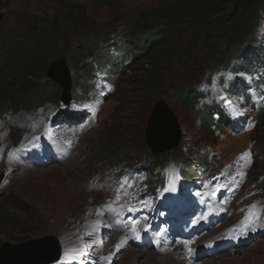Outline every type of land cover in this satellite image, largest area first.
Masks as SVG:
<instances>
[{"label":"rangeland","instance_id":"1","mask_svg":"<svg viewBox=\"0 0 264 264\" xmlns=\"http://www.w3.org/2000/svg\"><path fill=\"white\" fill-rule=\"evenodd\" d=\"M67 3L83 6L86 9L88 21L85 22V26L80 30L64 32L60 38L57 37L59 34L54 35L49 42L53 44V49L49 59L47 58L48 68L54 72L55 76L61 78L65 71L61 57L67 56V67L71 70L74 80L75 99L79 105H82L87 100L88 93L85 91L83 81H81V75L84 70L83 61L87 60L89 56V52L83 48V43L85 41L90 42L91 38L88 35L91 32L101 34L111 27L113 20L117 17H123V11L125 10L112 14L108 8L97 0L96 2L92 0H0V9L4 8L6 10L5 17L1 21L2 24L0 23V110L13 109L17 111L0 115V173L2 172L1 170L7 171L5 172L4 181L0 184V248L4 244L17 246L51 236L58 241V247L63 257H81L85 262L124 264L128 260L125 252L130 251L136 253L135 260L138 264L145 263L147 261L146 255L148 254L152 257L151 264H161V262L163 264V262L168 260L177 261L174 264H186V256L189 251H201L204 243L209 240L208 238H203L198 243L186 245L182 251L177 246H172L168 259L161 258L152 243L154 237L147 230L146 225L136 222L124 223V221L120 220V217H117L113 223L114 225L111 223L113 229L110 234L107 232V238L104 231L107 230V227L104 225L101 215L97 214L98 205L106 201L112 191L117 188L114 185V181L117 179L101 180V178L92 177L93 169L101 171V166H99L101 158H112L114 156L116 158L115 164H122L121 162H127L125 158L129 156L135 158L133 153L142 156L147 151L144 137L148 128V120L151 117L150 115H152L151 108L153 103L142 105V107L136 106L137 103H140V99L135 94L137 91L133 89L134 82L130 80L133 74L130 70L125 74L123 81L121 80L118 83L116 97H123L121 94H126L130 88L133 91L131 96L138 97L134 100L133 109L135 112H132L128 123L118 120L119 117L115 111L118 104L115 102L114 99L116 98L114 97L113 101L104 103L100 108L102 127L82 138L75 154L76 156H73L71 162L65 168L52 166L42 170H29L24 169L17 161L13 160L11 149L27 140L25 139L28 134L26 126H32L36 122L35 114L27 112L24 108L35 107L36 100L40 103L46 101L58 102L62 91L49 78L42 81L39 87L35 86L34 88L32 86L25 87L22 83L18 85L19 79L13 78L15 70H21V63L27 59L23 58L28 50L25 45L32 44L35 40L28 35L29 29L32 33L36 30V28L30 26V23L46 20L43 23L45 28L41 30V33L43 32L45 35L48 32L45 30L51 29L50 25L53 24L48 22L57 14V10H60ZM161 4H163L161 0H123L116 5L119 7L126 5L129 13L134 6L140 5L160 9ZM35 26L38 27V25ZM57 30L60 29L57 27ZM131 38L133 37L128 40L130 43L133 42ZM257 39L260 40L261 37L258 36ZM180 40L181 38L167 39L164 40L161 47L152 46L151 50L141 60V63L135 64V67L141 68L143 65L149 64V58L158 49L163 52L168 49V52L157 60V66H165L167 62L172 60L174 49L178 47ZM262 53L264 54V49L259 48V54ZM205 54L212 57L209 51H205ZM21 58H23L22 61ZM209 63L205 62L201 69H206ZM190 73L193 80L201 75L200 71L195 70ZM202 76L194 83H197ZM167 81L172 82L174 79L169 77ZM7 86L15 89L9 93L5 89ZM20 87L22 91L27 89L25 94L18 93L20 92L18 91ZM248 91H251V88L245 87L242 94ZM191 94L192 89L186 86L177 87L172 91L175 103L180 109L191 104ZM21 102H26L28 105L24 106L20 104ZM55 110V108L50 106L51 114ZM172 110L174 120L177 122L178 119L180 125L181 138L178 146L174 149L175 151L168 158H180L186 172L190 170L195 175L199 174V168H195V166L199 162V154L203 152H206L208 160H211V155L215 152L226 154L231 151L228 145H224L216 139L214 132L211 136L204 131H196L187 117L176 109L172 108ZM204 110L202 107V110L198 111V115L203 120L206 116ZM160 112L159 110L156 113ZM254 137L258 142L253 149L257 150L261 144L259 141L264 139V125ZM123 144H125V148L122 147ZM261 162L255 164L251 170L253 179L256 178L258 170L264 171V159ZM204 175L210 176V173H204ZM252 186L253 184L250 187ZM259 188L264 190V182L259 185ZM59 189L79 196L81 208L84 211H90L94 216L91 218L87 217L83 223L81 221L76 231L72 232L70 225L61 217H55L53 220L49 219L51 216H48V210L55 209L60 204L57 200ZM258 196L259 194L257 193L253 196V199L258 200ZM145 206H140L139 204L132 206L135 218L138 217L139 211L144 212V208H141ZM53 213L56 214L55 212ZM46 217H48V220ZM90 219L102 222V227L92 236L88 235V233L94 231L91 226L93 223H89ZM99 235H103L104 241L102 243ZM140 236L148 237L151 246H138L137 242ZM131 240L134 245H130ZM47 241L49 246L53 245L51 240L48 239ZM117 246H119V251H117ZM73 250H79L83 255H79L78 252ZM260 254H264V249L260 251ZM259 255H251L246 251L237 256H222L223 261H217L216 258L205 263L206 260H203L202 264H219L220 262L222 264H264V257Z\"/></svg>","mask_w":264,"mask_h":264},{"label":"trees","instance_id":"2","mask_svg":"<svg viewBox=\"0 0 264 264\" xmlns=\"http://www.w3.org/2000/svg\"><path fill=\"white\" fill-rule=\"evenodd\" d=\"M92 1L96 2V0ZM97 1L101 2L106 8H108L112 14L125 10L123 11V17H117L113 20V23L115 24H123L126 22L135 28H144L147 25L150 26L153 24L156 27V31L164 32L165 34L171 33L172 28L170 29V27L176 22L185 20L196 21L197 25L205 28L207 22L209 21L214 27V34L217 36L218 40L221 41L220 39H222L223 41L222 45H224V47L221 50L225 51V45L227 42L226 40L229 37V33H232L231 26H235L236 30H239V28H245L244 25L248 24L251 20L249 7H251L252 4H255L253 2L256 0H161L163 4H161L160 9L154 7L144 9L142 6L138 5L134 6V8L129 11V13L127 12L126 5H122L121 7L116 5L120 4V2L123 0ZM113 2L119 3L115 4ZM87 21L88 18L86 17V9L83 6L67 3L60 10H57V14H55L48 22H52L53 24L50 25L51 29L45 30L48 31L45 33V35L43 32L41 33V30L45 28L43 27V23H45L46 20H40L37 23H30V26L32 28H36V30L34 33H32V31L29 29L28 35L32 36L35 39L34 42H36L25 45L28 50L27 54H24L23 58L27 59L21 63V70H15L13 77L19 79L18 85L22 83L25 87H39L40 83L46 78L49 64L48 59L49 56H51V50L53 49V44L49 43L51 39L56 34H59L57 37L60 38L61 34L64 32L80 30L85 26V22ZM163 23L168 24L163 26ZM35 25H38V27ZM57 27L60 30H57ZM223 34L224 38H220L221 36L223 37ZM131 39H133L132 43H134L135 38ZM242 40L243 38L241 37L240 42H242V44L246 43L244 40ZM89 43V41L85 43L86 49L89 48ZM93 46L94 44L92 43L91 47ZM235 51L241 52V46L238 45L235 48ZM167 52L168 49L166 52L158 49L155 54L149 58V64L145 66L143 65L141 68H137L135 66H131L129 68L133 74L130 79L131 82H134L133 89L137 91L135 94L138 95L140 99V103L136 104L137 107H142V105L151 103L152 99L156 96V90L159 83L158 76L163 70L160 66H157V60ZM23 58H21V61ZM5 89H7V92L10 93L15 88H9V86H7ZM26 90L27 89L22 91L20 87L18 89L20 92L18 93L25 94ZM131 94H133V91L130 88L126 94H121L123 97L116 98L118 99L116 100L118 106L115 111L118 114V120L120 122L128 123L130 121L129 119L131 118L132 112H135L133 109V103L138 97L131 96ZM36 102L37 104L39 103L37 100ZM20 104H23L24 106L28 105L26 102H21ZM125 114L127 115L126 117ZM122 147L125 148V144H123ZM206 156L207 155L205 153L200 156L198 160L200 165L206 163Z\"/></svg>","mask_w":264,"mask_h":264},{"label":"water","instance_id":"3","mask_svg":"<svg viewBox=\"0 0 264 264\" xmlns=\"http://www.w3.org/2000/svg\"><path fill=\"white\" fill-rule=\"evenodd\" d=\"M47 77L54 78V80L58 79L50 68L47 69ZM159 123H164V121L158 120L155 117L148 121L149 131H147L148 136L146 142L153 151L158 150V147L155 139L149 135V132H152ZM175 134L176 138H174L172 134L168 136L162 144V147L159 148L160 152L167 151L176 145L178 139L176 130ZM48 239L53 242V245L49 246ZM59 255L60 250L58 241H56L55 237L48 236L17 246L4 244L3 247L0 248V264H51L58 260Z\"/></svg>","mask_w":264,"mask_h":264},{"label":"bare ground","instance_id":"4","mask_svg":"<svg viewBox=\"0 0 264 264\" xmlns=\"http://www.w3.org/2000/svg\"><path fill=\"white\" fill-rule=\"evenodd\" d=\"M228 28V27H227ZM223 29V28H221ZM219 32V31H218ZM218 35V34H217ZM222 35V34H221ZM226 35V34H225ZM230 35V33H229ZM227 36V35H226ZM220 38H224V34H223V37L221 36ZM227 38V37H225ZM228 39V38H227ZM222 40V39H221ZM224 40V39H223ZM226 40V39H225ZM227 41V40H226ZM27 143V142H26ZM24 143V144H26ZM24 150V149H23ZM76 156V155H75ZM71 162V161H70ZM69 162V163H70ZM68 163V164H69ZM57 168V167H56ZM65 168V167H64ZM83 183V182H82ZM87 184V183H85ZM84 184V185H85ZM87 187V186H86ZM85 189V188H84ZM94 189V188H93ZM58 193V196H57V200L60 202V204L58 205L57 208L55 209H51V210H48V216H51V218H49L50 220H53L55 217H61L62 219L65 220V222H67L70 227H71V230L72 232L73 231H76L79 227V224L80 222L83 221L88 217V218H91V217H94L93 214H91L90 211H84L83 208H81V205L79 204L80 202V197L77 196L76 194H72L68 191H65L63 189H59V191L57 192ZM90 194V193H89ZM56 199V197H55ZM100 201V200H99ZM103 201V200H102ZM63 208V209H62ZM60 211V212H59ZM53 212H55L56 214H54ZM54 214V215H53ZM46 215V214H45ZM47 220H48V217H46ZM61 220V219H60ZM97 220L96 219H90L89 220V223H93V222H96ZM64 222V221H63ZM68 230V229H67ZM103 230V229H102ZM69 232V231H68ZM78 232V231H77ZM113 233V232H112ZM116 233V232H115ZM114 233V234H115ZM66 235V234H65ZM118 235V234H117ZM120 235V234H119ZM120 237V236H118ZM117 237V238H118ZM116 238V236H115ZM120 239V238H119ZM112 240V239H111ZM125 242V240H124ZM125 244V243H124ZM201 244V243H200ZM202 245V244H201ZM192 246V245H191ZM197 246V245H196ZM199 246V244H198ZM129 247V246H128ZM201 248V247H200ZM195 249V247H194ZM192 250V249H191ZM199 250V248H198ZM195 251V250H194ZM197 251V250H196ZM187 252V251H186ZM190 252V251H189ZM193 252V251H192ZM135 252H130V251H126L125 252V256L127 257V261L124 262V264H138L137 261L135 260L136 258V253L133 254ZM142 254V253H141ZM228 256V255H226ZM236 256V255H235ZM146 258H147V261L142 264H151L152 262V257L151 255H146ZM223 257H218L216 260L217 261H223L222 259ZM106 261V260H105ZM175 262V261H174ZM174 262L172 261H167V262H163V264H174ZM177 262V261H176ZM175 262V263H176ZM162 264V262H161ZM219 264H222V262H220Z\"/></svg>","mask_w":264,"mask_h":264},{"label":"snow or ice","instance_id":"5","mask_svg":"<svg viewBox=\"0 0 264 264\" xmlns=\"http://www.w3.org/2000/svg\"><path fill=\"white\" fill-rule=\"evenodd\" d=\"M246 79L248 80L249 83H251V81L253 80V77L248 76V77H246ZM219 99L225 101L226 107H228L229 111L233 115H242L243 114V111L240 108V104L243 103V99L242 98L236 104H233L230 100H225V97L223 95H221L219 97ZM250 155H251V153H248V156L249 157H250ZM241 159H244V157L242 156ZM125 185H127L128 187H131L132 186V185L128 184V178L127 177H125V178H123L121 180V182H120V189L117 190L118 195H119V192L123 189V187ZM250 207H251V209H253V211H250L249 212V214L246 217V219H248V220L259 219V214H258V212L255 211V209H256L257 206L256 205H252ZM97 214L100 215L101 214V210H97ZM91 226L93 227L94 231L88 233L89 236H92V235L95 234L96 231H99L100 227H102V222L101 221L93 222V224ZM73 251L78 252L79 255H83V253L82 252H79V250H73ZM117 251H119V246H117Z\"/></svg>","mask_w":264,"mask_h":264},{"label":"clouds","instance_id":"6","mask_svg":"<svg viewBox=\"0 0 264 264\" xmlns=\"http://www.w3.org/2000/svg\"><path fill=\"white\" fill-rule=\"evenodd\" d=\"M142 8H144V9H149L150 7H143L142 6ZM138 9H140V8H138ZM179 24H183L184 25V28H187V30H189V31H191V30H195V29H197L199 32L202 30V29H205V28H207L209 25L211 26L212 24H210V22L208 21L207 22V24H206V26H205V28H203L202 26H200V25H197V22L196 21H191V20H185V21H181ZM130 26V24H127L126 23V27L128 28ZM174 26V25H173ZM213 26V25H212ZM146 27H148V25L147 26H145L144 28H141V27H139V28H135V27H133L132 26V29H133V33H132V37H136V36H138V33L141 31V29H145ZM180 28V27H179ZM179 28H178V30H179ZM174 32H173V30L171 29V33L170 34H165L164 32L162 33V35H161V37H160V41H159V43L157 44V46L159 47V46H162V44H163V42H164V40H167V39H172V38H174V35L176 36V38H177V36H179V38H181V40H180V42L182 41V39H183V35L184 34H181V32H177L176 33V30H177V27H175L174 26ZM196 30V31H197ZM185 37V36H184ZM177 49H178V47L177 48H175L174 49V53H173V55L177 52ZM173 57V56H172ZM133 66H135V65H133Z\"/></svg>","mask_w":264,"mask_h":264}]
</instances>
